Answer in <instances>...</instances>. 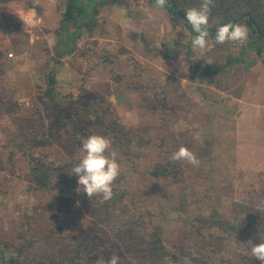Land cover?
<instances>
[{
    "label": "rangeland",
    "instance_id": "rangeland-1",
    "mask_svg": "<svg viewBox=\"0 0 264 264\" xmlns=\"http://www.w3.org/2000/svg\"><path fill=\"white\" fill-rule=\"evenodd\" d=\"M125 1L129 6L100 7L98 26L89 35L83 29L73 53L61 59L54 49L68 40L61 26L66 0L0 4V240L9 247L6 253L34 264L57 262L60 255L72 256L66 264H105L113 254L122 264H137L152 233H158L167 248L182 247L189 254L195 249L208 264L252 259L247 242L259 244L264 236V111L262 121L242 124L250 122L257 106L246 98L240 110L236 95L247 96L264 68V53L250 50L249 40L243 46L229 42L235 54L248 46L245 71L227 79V90L201 86L191 81L186 64L191 32L185 21L175 26L169 8H156L150 0ZM145 9L154 22H145ZM191 50L197 61L224 53L216 51L210 36L206 49ZM50 71L60 103L101 94L110 108L108 120L117 118L134 139L132 150L140 156L118 160L126 175L127 214L101 206L95 196L32 188L29 154L65 172L83 155L73 152L74 128L54 138L47 134L61 120L42 95ZM185 71L188 77L182 78ZM34 138L52 143L34 147ZM135 140L150 143L141 147ZM181 146L197 156L199 166L172 161ZM167 162L173 165L169 177L148 174ZM249 208L262 211L263 223L239 235L225 233L213 221L198 222L222 217L240 223ZM128 223L131 230L125 233Z\"/></svg>",
    "mask_w": 264,
    "mask_h": 264
},
{
    "label": "trees",
    "instance_id": "trees-1",
    "mask_svg": "<svg viewBox=\"0 0 264 264\" xmlns=\"http://www.w3.org/2000/svg\"><path fill=\"white\" fill-rule=\"evenodd\" d=\"M13 0H0V4H8ZM151 3L154 1L150 0ZM201 0H168V5H171L169 11L172 12L173 17L171 22L174 25L180 24L185 21V27L191 32V39L194 33L191 27L187 24L185 19V12L188 8L199 7ZM109 4H118L120 6H129L125 0H66L65 9L62 14V32L67 36L66 43L59 44L55 47L54 51L57 59L63 58L68 53H73L75 48V40L80 36L83 29L88 30V35L98 26V15L102 12L100 7L109 6ZM214 7L212 8L208 31L213 41L216 51L224 50V53L217 56L214 61L201 60L197 61L192 57L191 39L186 44L188 56L186 58V64L192 72L191 81L201 86L214 87L218 90L229 89L228 81L238 76L239 72L245 71V52H248V46L245 45L239 54L232 52L229 42L224 45L216 44L214 37L216 29L219 25L225 23H244L249 30L248 43H250V50L259 56L263 55L264 50V0H214ZM105 10V9H104ZM257 27V31L255 30ZM61 37V35H60ZM232 43V42H231ZM180 44L178 43V46ZM256 45V47H255ZM224 58V59H223ZM211 62V63H207ZM244 67V68H243ZM188 74V73H187ZM186 71L183 72L182 78H187ZM228 79V81H227ZM57 79L56 74L53 71L47 73L45 80V87L43 90V98L48 106H55L58 115H61L60 123H52L48 127L47 134L49 138L57 137L63 131L74 128V135H76V143L73 147L74 151H81L82 140L91 134L97 133L101 136H105L112 141V149L119 153L118 160H127L128 162H134L136 157L140 156V153H135L132 150L133 138L128 136V132L125 130V126L116 118L108 120L109 105L103 95L99 94L97 98L92 100L80 99L79 101L68 99V105L60 103L58 100V94L56 92ZM236 95L239 99L242 97L243 92L237 91ZM68 97H71L69 95ZM160 105L166 104V99L158 101ZM156 109V108H155ZM34 138V147H44L50 145L51 140ZM135 145L144 146L149 144L147 142H138L135 140ZM29 157V171L32 181V188L40 191H53L68 194L73 197L83 198L86 197L83 188H79L78 177L71 173V169L68 172L58 171L41 156H34L32 154ZM148 174L156 179L167 178L173 174V165L171 162L157 163L152 169L148 171ZM126 175L120 174L114 181L113 185V198L110 201L102 202L101 197H94V200L105 206L112 211L120 210L121 213L127 214L129 212V205L124 204V199L127 197L128 192L125 188ZM54 205V204H53ZM55 206V205H54ZM208 219L203 217L198 219V222L202 224H209L213 221L216 226H219L227 234H242L249 228H254L258 224L263 222L262 211L249 208L245 213V217L242 218L240 223L232 219H223L222 217H214ZM143 227L146 224L141 223ZM129 232L131 230L130 224H126L124 229ZM153 240L151 245L147 247L146 252L143 254L141 261L137 264H178L181 257V263L185 256H191L180 247L178 251L167 248L162 236L158 233H152ZM120 238L125 241L127 236L120 235ZM80 245V244H78ZM129 245H135L133 240ZM7 245L0 240V264H34L25 259H22L18 254L12 255L6 253ZM72 260L71 255H60L57 262L42 261L37 264H66V260ZM240 261V260H239ZM246 261V262H245ZM260 263L254 257L247 259L244 257V261L240 264H254ZM132 264V263H130ZM192 264H208L200 255H196ZM237 264V263H236Z\"/></svg>",
    "mask_w": 264,
    "mask_h": 264
},
{
    "label": "clouds",
    "instance_id": "clouds-1",
    "mask_svg": "<svg viewBox=\"0 0 264 264\" xmlns=\"http://www.w3.org/2000/svg\"><path fill=\"white\" fill-rule=\"evenodd\" d=\"M168 0H154V6L159 9H166ZM214 0H201L199 7L188 8L185 12V19L189 23L194 36L191 39L193 51L204 50L208 47L209 17L214 7ZM146 23L154 22L156 19L149 9H145ZM249 30L244 23H225L219 25L215 33V43L225 44L232 42L243 46L248 40ZM211 63V62H207ZM112 149V141L101 135H90L82 140L81 152L83 153L79 162L71 168V173L78 177L79 188H83L88 198L99 196L103 201H110L113 198V183L120 175L118 163L119 153ZM172 161H186L192 166H199L197 156L188 148L181 146L171 156ZM261 242L254 244L250 239L247 248L250 255L260 264H264V236L260 237ZM196 256L195 249H192L191 256H185L182 264H192ZM105 264H122L121 257L113 254Z\"/></svg>",
    "mask_w": 264,
    "mask_h": 264
},
{
    "label": "crops",
    "instance_id": "crops-1",
    "mask_svg": "<svg viewBox=\"0 0 264 264\" xmlns=\"http://www.w3.org/2000/svg\"><path fill=\"white\" fill-rule=\"evenodd\" d=\"M261 68V64L258 66ZM264 68H262L261 72H258V76L256 77V80L253 83L252 88L248 89V94L247 96L242 95L241 98L237 99L239 102L240 110L243 111L244 106L242 104H245L243 100H246L247 98V103L250 102L252 105H256V109H252L251 111V119L250 122H241L242 124L244 123L245 125H253V121L256 119H259V121H262V118H260V114L262 115L261 112L264 111ZM252 108V107H251Z\"/></svg>",
    "mask_w": 264,
    "mask_h": 264
},
{
    "label": "water",
    "instance_id": "water-1",
    "mask_svg": "<svg viewBox=\"0 0 264 264\" xmlns=\"http://www.w3.org/2000/svg\"><path fill=\"white\" fill-rule=\"evenodd\" d=\"M152 1H154V0H152ZM170 6H171V5H167L166 8H167V7H170ZM187 24L189 25L188 22H187ZM189 26H190V25H189ZM255 30L257 31V27H256V26H255Z\"/></svg>",
    "mask_w": 264,
    "mask_h": 264
}]
</instances>
